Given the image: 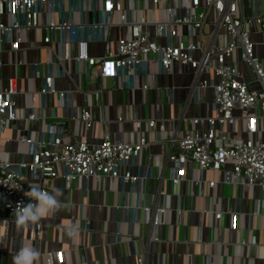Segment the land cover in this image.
Instances as JSON below:
<instances>
[{"label":"crops","instance_id":"1","mask_svg":"<svg viewBox=\"0 0 264 264\" xmlns=\"http://www.w3.org/2000/svg\"><path fill=\"white\" fill-rule=\"evenodd\" d=\"M88 10L86 17L76 12L75 21L93 22L94 11ZM242 11L248 17L264 14V0H242ZM259 28H251L250 37L257 43L256 55L264 57ZM43 33V30L32 31L34 47L4 55L3 78L6 81L17 77L22 93L16 96L19 119L0 140V162L30 160V146L21 136L39 138L41 135L48 140L49 126L59 123L65 126L66 140L71 142L95 143L109 134L113 141L124 142H137L146 137L150 144L136 159L133 171L141 176V181L134 185L114 177L101 180L78 177L68 188L63 177L56 178L50 192L61 191L60 206L41 219L39 238H32L27 227L13 222L4 224L2 219L11 215L0 199V264H13L16 252L29 243L39 253L36 264H47V254L57 251H64V264H140V257L143 264H263L264 192L258 185L248 190L236 187L224 181L223 170H203L196 164L188 165L186 179L179 185L172 180L175 168L167 156L176 145L170 140L175 133L184 132L187 125L191 129L207 128L204 120L195 126L191 122L186 124L183 118L209 114L214 91L207 89L198 99L191 95V69H184L179 63L168 74L161 73L157 64H150V74L137 79L140 85L148 82L152 86L145 91L141 87L124 86L119 77L89 79L83 64L64 60L60 66L64 73L58 75L57 67L54 73L56 88L72 91L66 105L58 94L44 96L39 92L45 67L40 64L35 76L33 63H42L45 59V51L39 48ZM126 33V27L121 26L109 30L113 41ZM87 36L89 53L103 56L105 43L92 30L87 31ZM57 47L61 54L63 48L59 42ZM68 50L76 53V44L71 43ZM20 58L23 65L18 64ZM172 88L173 100L169 93ZM31 93L36 102V117L30 120ZM86 107L93 119L91 127L82 119L74 118ZM151 119L157 120L153 127L149 126ZM245 124L242 119L237 126L239 137L264 140V119L259 123L257 135L249 134ZM225 167L232 168V162ZM58 169L62 174L63 167ZM213 179L216 184L211 187L208 181ZM156 207L167 208L160 225L151 223ZM219 212L222 218L216 219ZM232 212L239 217L237 229L231 225ZM252 234L257 237L256 245L241 244Z\"/></svg>","mask_w":264,"mask_h":264},{"label":"built area","instance_id":"2","mask_svg":"<svg viewBox=\"0 0 264 264\" xmlns=\"http://www.w3.org/2000/svg\"><path fill=\"white\" fill-rule=\"evenodd\" d=\"M88 9L94 11L95 20L76 22L75 13L86 17ZM116 26L126 27L127 33L113 41L109 30ZM258 26L264 44V14L246 16L242 0H0V140L19 119L16 96L22 93L17 77L6 81L3 78L4 55L34 47L32 31L43 30L39 48L45 51V59L33 63L35 76L40 64L45 67L39 92L44 96L58 94L66 105L72 91L58 90L54 73L56 67L58 75L64 73L60 68L64 60L83 64L89 79L119 77L124 86L141 87L145 91L152 86L148 82L140 85L137 79L150 74V64H157L160 72L166 74L173 71L176 63L184 69L189 67L193 75L191 95L198 99L207 89H212L214 101L212 111L205 117L183 118L186 124L191 122L195 126L204 120L207 128L191 129L187 125L184 132L175 133L170 140L176 145L167 156L175 168L173 182L176 185L183 182L188 165L196 164L203 170H223L224 181L236 187L248 190L258 185L264 192V140L243 139L237 127L244 119L245 130L257 135L259 123L264 119V57L256 55L257 43L250 37V29ZM89 30L105 43L103 56L89 53ZM58 42L63 48L61 54H58ZM71 43L76 44V53L68 50ZM18 64H24L22 58ZM173 91V88L169 91L171 100ZM31 96L30 120L36 117V102L32 93ZM74 118L92 126L88 107ZM156 123V119H151L149 126ZM48 134V140L41 135L21 136L30 146V160L0 162V199L11 215L2 219L4 224L13 222L21 226L13 215L16 203L30 202L25 192L33 185L50 192L52 182L58 177L65 179L68 188L78 177L97 180L114 177L130 185L141 181L133 169L140 152L150 144L146 137L124 142L113 141L105 134L95 143L71 142L66 140L63 123L51 124ZM229 162L232 168L225 167ZM59 166L63 167L62 174ZM208 184L214 187L216 181L210 180ZM166 211V207H156L151 223H163ZM177 211L182 213L180 208ZM215 217L221 219L222 213H216ZM238 221V214L232 212L233 229L238 228ZM21 227L29 228L32 238H39L43 223ZM257 243L254 234L241 241L244 245ZM64 258V251L48 253L47 264H64ZM138 261L143 264V257Z\"/></svg>","mask_w":264,"mask_h":264},{"label":"clouds","instance_id":"3","mask_svg":"<svg viewBox=\"0 0 264 264\" xmlns=\"http://www.w3.org/2000/svg\"><path fill=\"white\" fill-rule=\"evenodd\" d=\"M25 195L30 198V202H17L13 210L15 220L21 226L38 223L53 214L60 206L59 197L62 193L59 189L49 192L33 185ZM38 256V251L30 243L24 244L13 257V264H36Z\"/></svg>","mask_w":264,"mask_h":264},{"label":"water","instance_id":"4","mask_svg":"<svg viewBox=\"0 0 264 264\" xmlns=\"http://www.w3.org/2000/svg\"><path fill=\"white\" fill-rule=\"evenodd\" d=\"M9 212V211H8Z\"/></svg>","mask_w":264,"mask_h":264}]
</instances>
